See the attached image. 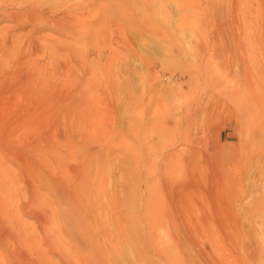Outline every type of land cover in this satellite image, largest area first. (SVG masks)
<instances>
[{
  "label": "rangeland",
  "instance_id": "obj_1",
  "mask_svg": "<svg viewBox=\"0 0 264 264\" xmlns=\"http://www.w3.org/2000/svg\"><path fill=\"white\" fill-rule=\"evenodd\" d=\"M124 1L130 8L135 7L129 0ZM151 1V7H146L145 11L140 5L135 9L140 32L134 31L131 25L120 26L123 37L126 36V48L133 49L134 55L126 48H117L113 53L111 48L115 46L109 44L108 32L98 21L82 26L87 36H78L74 41L69 36L60 35L52 27L34 29L30 24L19 26L7 18L0 19V69H16L19 56L25 52V55L30 54L29 63L31 61L54 79L60 71H64L60 66L64 63L62 61H67V55L80 51L82 54L78 62L83 61L86 65L83 69L78 66L74 68V74L75 77L80 75L81 87L86 91L88 89V94L93 91V101L90 98L89 101L96 114L85 120L70 119L59 114L50 120H33L19 125L15 120L0 121V137L10 142L4 152L0 151V196L5 197L12 209H20L22 205L25 207L17 214L24 223L25 232L28 230L25 235L29 241V244L23 243L9 225L0 227V264H65L64 258L74 254L72 248L65 246L66 243L50 247L44 244L37 231H32L43 208L36 204L30 206L31 197L26 194L25 177L21 174L22 170H27L25 160L30 155L26 151L29 146L43 141L45 156L52 157L50 144L57 138L63 143V137L71 134L69 125L72 124L85 126L87 131L84 136L89 138L85 154L89 153L90 159L82 166V171L91 177V194L87 202L84 200L88 212L92 215L100 209L111 240L117 236L108 220L115 202L120 207L119 217L127 223L123 225L126 233L116 245L117 256L108 259L106 264H165L161 262L163 254H154L152 247L144 241L142 206L149 204L148 208H151L148 211L151 215L145 218L153 224L154 233L171 234L173 225L180 223V219L171 209L163 213L161 207L175 196L191 203L192 212L188 214V219H192L198 228V242L206 246V251L213 253L214 261L210 257L212 255H205L201 259L197 257L195 264H264V134H260L261 128L264 133V110L260 115L261 108L253 111L259 106L256 103L255 107L252 106L254 102L247 95L248 91L243 89L223 99V92L236 86L241 88L242 78L246 76L250 83L249 93L255 96L262 94L264 0H199L198 5L193 3L195 0H188L182 7L175 5L174 1ZM99 5V2L93 3L90 9ZM164 14L170 22H165ZM112 29L118 32L116 26L113 25ZM165 33L167 36H164ZM5 36L6 41L3 40ZM212 45L215 48L213 51ZM200 59L203 64L198 62ZM236 61L247 68L234 71ZM103 62L106 64L103 65ZM146 62L151 64L149 71L145 69ZM52 63L61 64L57 65V75L51 74L54 70ZM221 100L227 109L216 107ZM241 106L247 111L252 110L245 120L231 118L226 111L228 108L238 110ZM209 108L212 115L205 113L210 112ZM202 124L209 126L208 131L203 130ZM221 131L222 142L228 143V148H232L236 156L235 161L220 167L235 192V199L224 202L228 203L227 208L235 224L233 222L234 226L225 229L226 234L224 232L218 236L220 243L216 244L217 250H209L210 242L207 239L210 238L211 226L203 221L204 217L212 218L216 198L208 193L209 176L213 175L214 169L207 165L204 153L210 152V143ZM227 132L229 139H225ZM187 137L192 141H188ZM172 140L176 145L181 143V150L175 156L166 157L171 151ZM77 144H80L79 140L75 141V146ZM98 148H102L101 154L97 153ZM83 149L77 146L71 156L67 151L65 160L72 162L70 159L84 154ZM102 170L105 172L101 179L99 175ZM52 172L61 178L63 166L56 167ZM27 175L31 180L35 179L31 173L27 172ZM39 193L46 199L49 197L50 202L54 200L55 205V195L46 187L43 186ZM59 204L63 213L60 216L66 219L75 217L74 212L68 210V201L61 200ZM226 235L228 237L223 239ZM257 239L261 241L257 242ZM128 240L135 244H130ZM164 247V253L170 260L177 258L175 253L178 250L170 243L165 242ZM259 249L263 250L262 253ZM69 252L71 255L68 257Z\"/></svg>",
  "mask_w": 264,
  "mask_h": 264
},
{
  "label": "bare ground",
  "instance_id": "obj_2",
  "mask_svg": "<svg viewBox=\"0 0 264 264\" xmlns=\"http://www.w3.org/2000/svg\"><path fill=\"white\" fill-rule=\"evenodd\" d=\"M129 1L135 5L133 9L130 8L129 4L124 0H0V19L5 18L6 20L7 18V20L12 22L14 21L19 26L30 24L33 26L34 29L52 27L60 35L62 34L69 36L73 38V40L76 39L78 36H83V37L87 36V32L85 31V29H83L82 26L91 25L94 23V21H98L99 25L100 26L102 25L108 32L109 38L107 40L109 44L111 45L113 43V45L115 46V48H111V51L113 52L117 48H119L120 50L126 48V45L124 43L126 36L123 37V33L120 31L121 30L120 26L131 25L134 31L136 30L140 32L141 29H138L140 26L137 24L138 21L136 20L137 18L134 15L135 9H138L140 5L142 10L145 11V8L148 6L151 7V3H152L151 0H129ZM159 1L163 3H166L167 1H172V2L174 1V4L177 5L178 7L179 6L182 7L183 5H186L188 2V0H159ZM198 1L199 0H195L193 3L195 5H198L199 3ZM96 2H99L100 5L94 9H90L91 5ZM163 19L165 20V22H170V19L166 14L163 15ZM113 25L116 26L118 32L112 29ZM5 33L8 32L6 31ZM164 36H167L166 33ZM6 37L7 36L4 37L3 39L4 41H6L7 39ZM107 40H105V42ZM80 48L82 49V46ZM225 48H227V46ZM127 49L132 54L133 53L135 54L134 50L131 49L130 47L126 48L125 50ZM214 49L215 48L212 45V51ZM23 53L22 55L19 56L20 57L19 61L16 59L18 65L16 69L14 68L8 71H4V69H0V121L15 120V122L17 121L16 122L17 125H19V123L22 124V122L28 124L33 120L36 122L50 120L52 118H56L57 115L59 114L60 115L62 114V116L65 115L66 117H71L70 119L80 118L81 120H85L96 115L94 114L92 104L89 101V98L91 101H93L92 98L94 96V94H92L93 91L91 92V94H88L87 93L88 89L86 88L87 89L86 91L83 87H81L82 81L79 79L80 75L79 77H75L76 75L74 74L75 73L74 68L78 66L83 69L86 65L83 61H80L81 63L78 62V58H81L82 52L80 51L70 52L66 57L67 61L65 60L62 61L64 63H61L62 64V65L60 64L61 66L58 65L59 63L54 64L57 62L52 63L54 64L52 66L54 67V70H52L53 72L51 71L52 72L51 74L56 73L57 75L58 73L57 65L64 69V71L63 70L60 71L61 70L60 69L58 75L57 76L54 75L56 76L54 79L52 75H48L42 69L35 67V64L33 65L31 61L29 63L28 57H30V54L25 55V52ZM112 60H114V58ZM1 62H0V66H1ZM198 62L200 64L201 63L203 64L201 59L198 60ZM235 63L236 64L233 65L235 67L233 68H235L234 71L236 72L239 69L247 68L245 64L239 63V61H236ZM105 64L106 63L103 62V65ZM144 66L147 71L151 69L150 63L146 62L144 63ZM204 66L206 65L204 64ZM229 73L230 72H228V74ZM83 76L84 74L81 75L82 78ZM57 79L58 82L56 81ZM249 86H250L249 79L246 76L245 78H242L241 88H238L239 86L238 87L236 86L234 88H229V90L223 92L224 94L223 99L231 97L232 95L239 92L241 89L248 91L247 95H249V98L254 102L252 106L255 107V103L256 105L259 106L257 108L255 107L253 111H255V109L261 108L259 109V111L261 110V112L259 113L260 115L264 110V88L261 89L263 91H261L262 94L261 92L259 93L261 94L260 96H255L253 95L254 93L253 94L249 93L251 90V89L249 90ZM96 94L97 93H95V95ZM248 100L249 99H247L246 101L247 103ZM216 107L222 108V110L227 109V105L222 100L217 102ZM246 109L247 108L241 106L238 110L233 109L234 110L233 111L228 108V110L226 111H228L227 113L231 114V118L233 117L235 119L236 118L246 119V117L248 116V112L250 113V111H252L251 109L248 111ZM211 112L212 111L210 109V112L208 111V113L207 112L205 113L212 115L213 113ZM220 112L222 113L223 111ZM250 116L252 115L250 114ZM242 122L244 123L245 121ZM67 124L70 123L67 122ZM204 125L206 124L204 123ZM204 125H203V130L208 131L209 126L207 125L206 127ZM69 129L71 130V134L68 135L67 138L63 137L64 138L62 139L63 143H61V139L60 140L58 138L56 140L52 139V141L55 140L53 142L56 144V146L54 143L50 144L51 146L49 151L52 153L50 154L52 155V157L48 158L47 156H45L43 141L35 142L26 149V151L30 154L29 158H27L28 160H25V166L27 167V170L26 171L22 170L21 172V174L25 177L24 187L26 189V194H28L31 197L30 206L36 204L37 207L40 206L43 208L40 219H36V220L34 219L36 225L33 227L34 230L32 231H37L39 233L38 234L39 237L42 236V241H44V244H47L50 247H56L57 245H60L62 242H64V244L66 243L69 246L68 247L65 244L67 248L70 249L72 248L74 254H72L73 252L71 250L72 256L70 258H66V259L64 258L65 264H106L108 259L118 254L116 245H118L119 240H121L123 235L126 233L123 225H126L127 223L123 221L122 218L119 217L120 207L119 204L115 202L111 206V216L110 218H108V220L110 219V222L114 227L113 228L115 231L114 234H116L117 232V236L115 235L116 238L111 240L108 235V231L106 230L107 226L105 225V220L103 221L102 215L100 213V209H97L98 212L93 213L92 215H90V213L88 212L84 200L88 199V197H90L91 194L90 184H89L90 176L88 173L86 172L84 173L82 171L83 164L88 162L90 159L89 153L85 154L87 153L86 148H88L87 143L89 141V138L84 136V134L87 131V128L85 126H81V125L75 126L72 124L71 126L69 125ZM206 132H204V134ZM260 132H261L260 134H264L262 128ZM190 136L193 137V135L191 134ZM222 136L223 134L221 131L215 136L213 141L210 143V147H209L210 152L204 153V159L207 161L206 162L208 163L207 165H209V168L214 169L213 175L209 176L208 193L210 196L216 198L214 199L216 201V206H214L212 218L208 219V217H204L205 220L203 221L205 225L211 226L209 227L211 228L210 238L207 239L208 241L206 240L207 242H210L209 250L211 249L217 250L218 245L216 244L219 242L218 236H221L222 233L224 234V232L226 231L225 229L228 228V226H231L235 220L232 219V215H230L228 211L227 208L228 203L227 202H226L227 204L224 203L229 199H230L229 201L235 199V192L233 191V189H231L233 188V185L231 184V182L227 180L228 178L226 179L224 177V175L220 170V167L222 164L235 161L236 156L235 153H233V151L231 150L232 148L231 149L228 148V143L222 142ZM187 138L188 141H192L191 139H189V137ZM229 138H230V134L229 132H227L225 139H229ZM76 140H79L80 144H77L75 146ZM197 141L198 140H196V142ZM9 144L10 142L8 139L0 137L1 152H4L5 148L8 147ZM180 145L181 143H177L176 145V143L173 141L170 144L171 151L167 155L165 154L166 157H171L174 154H178L179 150H181L182 147V145L181 146ZM77 146L78 148H81V150L83 151H84L83 148H85L84 154L81 153L80 156L78 155L79 157L77 156L73 159H70L72 160V162H67L64 158L66 157L65 153H67L68 151L70 152L69 155L71 156V154L74 153ZM95 152H93V154ZM97 153L101 154L102 148H98ZM60 165L63 166V171H64L63 172L64 174L61 178L56 176L52 172L54 169H56V167ZM216 169H218L219 172ZM27 172L28 174L31 173L32 175H34L35 179L31 180L27 178L28 176ZM104 172L102 170L101 174L99 175L101 179L103 178ZM43 186L46 187L47 190L51 191V193L55 195L56 206L53 204L54 200L50 202L49 197L46 199L44 196H42L39 193V190ZM3 197L4 196L2 195L0 196V227L3 226L7 227L9 225L14 230L13 234L17 233L18 235L17 238L21 237V241H23V243L26 242L25 244H29V241L25 235V233L28 230H26L25 232V228L23 227L24 223L19 217V214H17L19 210H24L25 207L22 205L20 206V209L18 207L16 209H12L10 208L9 204L5 201V197L4 199ZM61 200H66V202L67 201L69 202L68 210L74 212L73 214L75 216L74 218L72 217L71 219L69 218L66 219L64 216H60L61 214H63L61 212L60 204H59V201ZM218 202H220V205L219 204L217 205ZM52 204L55 207H53ZM190 204L191 203H189L187 200L185 201L184 199L175 196L172 197L171 199L169 198V200L162 205L161 210L163 213H165L167 209H171L173 213L180 219V223H176L173 225L172 233L171 234L168 233L166 235L154 233L153 224L147 218H145L151 215V213L148 212L151 211V208H148L149 204H145L142 206L143 207L142 218L144 217V221H142L141 226H142V234L144 237V241L150 247H152L154 254L157 255L160 254L159 256L163 254L162 257L163 261L159 259L158 260L164 262L165 264H180L181 262L188 264H195L194 261L195 259H197V257L201 259L202 256L204 257L205 255L208 256L212 255L210 257L214 261L213 253L206 251L207 249L205 248L206 246L198 242L199 233L195 222L192 219H188V214L192 212ZM229 204L231 203L229 202ZM152 206L155 207L154 203L152 204ZM65 211L63 212L64 213L70 212V211L69 212H65ZM16 214L18 216H16ZM3 235L4 232L2 236ZM227 235L224 236L223 239L229 236ZM220 238L221 240H223L222 237ZM258 241L261 240L257 239V242ZM32 242H34V240ZM111 242H113V244ZM128 242L133 245L135 244L134 241L132 240H128ZM165 242L170 243L172 247L178 250L177 253H175L177 258L170 260L168 256L164 253ZM228 246H226V248H228ZM256 248L258 250V247ZM262 251L263 250L259 252L262 253ZM227 252H229V250H227ZM63 253L66 252L63 251ZM81 253L84 255H81ZM71 254L69 252L67 256L69 257V255ZM110 261L111 260H109V262ZM178 261L181 262L179 263Z\"/></svg>",
  "mask_w": 264,
  "mask_h": 264
}]
</instances>
